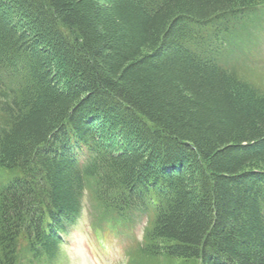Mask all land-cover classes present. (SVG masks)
I'll list each match as a JSON object with an SVG mask.
<instances>
[{"label": "trees", "instance_id": "16d2710c", "mask_svg": "<svg viewBox=\"0 0 264 264\" xmlns=\"http://www.w3.org/2000/svg\"><path fill=\"white\" fill-rule=\"evenodd\" d=\"M263 1L0 0V264L54 260L87 190L158 264H264V91L230 60Z\"/></svg>", "mask_w": 264, "mask_h": 264}, {"label": "rangeland", "instance_id": "374dc122", "mask_svg": "<svg viewBox=\"0 0 264 264\" xmlns=\"http://www.w3.org/2000/svg\"><path fill=\"white\" fill-rule=\"evenodd\" d=\"M246 30L248 33H244L245 35L238 37L240 42L237 46L233 47V55L230 56V60L234 63L235 68H233L236 73H242L245 79L253 82L264 91V1L255 18L246 25ZM1 183L2 180H0V185ZM90 194V190L85 192L83 212L78 223L82 224L95 239L93 232L88 226V223H92L93 220L95 222L97 217V212L94 208L96 202L91 198ZM137 235L139 240L141 238L140 229ZM110 236L116 238L125 247L122 239L114 235ZM142 245L143 243L137 242L132 246L128 256L129 264H158L159 262L148 259L144 255L142 256ZM25 248L26 245L23 244L21 257L18 258L16 264H58V255L52 261L45 258L36 259Z\"/></svg>", "mask_w": 264, "mask_h": 264}, {"label": "clouds", "instance_id": "9594fccd", "mask_svg": "<svg viewBox=\"0 0 264 264\" xmlns=\"http://www.w3.org/2000/svg\"><path fill=\"white\" fill-rule=\"evenodd\" d=\"M57 250L58 264H129L128 251L116 238L96 240L80 223L61 237Z\"/></svg>", "mask_w": 264, "mask_h": 264}]
</instances>
